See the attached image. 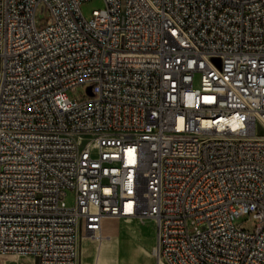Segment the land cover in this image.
Listing matches in <instances>:
<instances>
[{"label": "built area", "instance_id": "2783aa9c", "mask_svg": "<svg viewBox=\"0 0 264 264\" xmlns=\"http://www.w3.org/2000/svg\"><path fill=\"white\" fill-rule=\"evenodd\" d=\"M88 1L0 0V261L78 264L109 216L159 263L264 264V0Z\"/></svg>", "mask_w": 264, "mask_h": 264}, {"label": "rangeland", "instance_id": "374dc122", "mask_svg": "<svg viewBox=\"0 0 264 264\" xmlns=\"http://www.w3.org/2000/svg\"><path fill=\"white\" fill-rule=\"evenodd\" d=\"M105 4L103 0H90L82 3L80 11L86 20L92 18L93 11H103ZM49 13L42 6L38 7L35 13L37 28L43 29L49 20ZM87 86L77 87L74 91H67L70 100H83L88 98ZM67 205L74 204V193L67 191L65 196ZM129 219V218H126ZM145 223L151 220H118L112 219L105 222L103 235L105 239L100 244L99 239L84 237L94 245V249L88 257L87 264H159L153 256V236H150L149 227L146 225H131L130 223ZM235 224L239 227L252 230L256 221L251 216H240ZM95 253V257L93 255ZM95 259V261H94ZM95 262V263H94ZM98 262V263H97ZM24 260L14 261L2 259L0 264H23Z\"/></svg>", "mask_w": 264, "mask_h": 264}, {"label": "bare ground", "instance_id": "6f19581e", "mask_svg": "<svg viewBox=\"0 0 264 264\" xmlns=\"http://www.w3.org/2000/svg\"><path fill=\"white\" fill-rule=\"evenodd\" d=\"M244 61H245V53L244 52H236L235 53V62H237V68H244ZM125 204H126V197H119L118 198V205H125ZM93 214L94 215H105V207L104 206L93 207ZM112 219L130 220V219H126V218H115V217L104 216L101 220V232L98 234H95V236H94V234H92V236L90 238H94L96 240L99 239L98 241L101 244L103 242V239H105V237L103 235L105 222L110 221ZM136 220H138V219H136ZM141 221H143V220H141ZM87 236H88V234H87ZM159 264H164V263H159Z\"/></svg>", "mask_w": 264, "mask_h": 264}, {"label": "crops", "instance_id": "0c3cea01", "mask_svg": "<svg viewBox=\"0 0 264 264\" xmlns=\"http://www.w3.org/2000/svg\"><path fill=\"white\" fill-rule=\"evenodd\" d=\"M135 220V219H132ZM131 225H137L138 227H140V225H146L149 227V233L150 236H153V245H154V226H153V222H145V223H130ZM77 249H78V264H87V260L88 257L90 256V253L92 252V250L94 249V245L92 243H90L89 241H84V238L79 237L78 239V243H77ZM94 257H95V253H93ZM95 261V259H94ZM95 263V262H94ZM98 263V262H97Z\"/></svg>", "mask_w": 264, "mask_h": 264}, {"label": "water", "instance_id": "95a60500", "mask_svg": "<svg viewBox=\"0 0 264 264\" xmlns=\"http://www.w3.org/2000/svg\"><path fill=\"white\" fill-rule=\"evenodd\" d=\"M87 91H88V94L91 95L90 88H88Z\"/></svg>", "mask_w": 264, "mask_h": 264}]
</instances>
